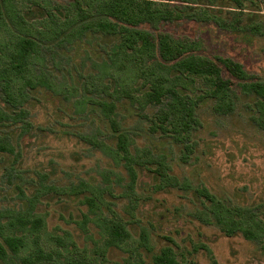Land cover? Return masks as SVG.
Wrapping results in <instances>:
<instances>
[{
    "label": "rangeland",
    "instance_id": "1",
    "mask_svg": "<svg viewBox=\"0 0 264 264\" xmlns=\"http://www.w3.org/2000/svg\"><path fill=\"white\" fill-rule=\"evenodd\" d=\"M79 1L85 8L91 0ZM77 2L8 0L2 8L0 65L17 37L38 46L23 72L31 85L20 105L0 91V112L9 117L0 121V244L5 237L24 241L17 254L3 246L0 264H29L38 248L44 257L33 264H154L162 250L176 264H264L259 98L237 86L229 92L232 110L216 112L203 78L159 56H115L119 35L83 30L101 18L92 12L84 26L71 24ZM156 5L180 19L140 29L188 42L189 55L231 59L243 67L245 83L264 85V0ZM159 74L194 103L189 131L162 117L169 98L146 102ZM115 227L127 237L120 240Z\"/></svg>",
    "mask_w": 264,
    "mask_h": 264
},
{
    "label": "trees",
    "instance_id": "2",
    "mask_svg": "<svg viewBox=\"0 0 264 264\" xmlns=\"http://www.w3.org/2000/svg\"><path fill=\"white\" fill-rule=\"evenodd\" d=\"M7 1L0 0V24L3 26H5V17L2 8L6 6ZM156 1L91 0L86 1L85 8H83L80 4L81 1L78 0L75 21H72L71 24L80 23L84 26L85 21L83 19L87 15L91 16L90 12H92L101 18L97 21H88V25H85L83 30L119 35L120 44L113 53L115 56L120 55V53L127 54V50L134 51L136 54L142 56H148L150 59L159 56L163 63L168 64L169 68L184 72L188 76L203 78L212 88L210 94L216 100L214 108L220 114H225L232 110L229 92L239 86L245 89L246 93H251L259 98L258 110L264 115V85L259 86L245 83L247 78L246 73L239 63L231 59H219V63H216L191 54L189 55L188 53L192 50V45H189L188 42H176L169 35L159 33L154 36L150 32L140 29V26L142 27L145 24L154 26L161 22L169 23L170 21L180 19V13H174L169 8L162 11L156 5ZM14 46V52L9 60L2 59V64L0 65V91L3 93L6 101L13 106L16 104L20 105L19 101L24 96L23 88L31 85V79L24 77L23 72L27 67V62L36 53L35 50L38 44L31 40L17 37ZM157 69L161 71L159 67ZM223 70L226 71L228 77L224 78ZM160 75L151 80L153 88L145 95L146 102L158 104L162 103L163 98H169L168 111L163 112L162 117L165 120L172 118L174 120L172 125L174 128H179L181 132L189 131L196 123L194 103L174 88L165 86L164 81L159 78ZM15 80H21V85L16 87ZM15 87L17 90H15ZM111 108H113L112 105H105V113H111ZM8 118L6 114L0 112L1 122L7 121ZM110 127L112 131H118L115 122L112 120H110ZM117 140L118 145H121L122 148L125 144L122 135H117ZM2 150H5V148L0 145V151ZM203 196L205 200H212L208 196ZM221 218L220 216V221H222ZM33 223V225L38 227V220L33 221ZM112 230L113 234L120 237V240L127 237L126 231L119 227L112 228ZM3 241V245L0 244V258L7 256V251L3 246L12 254H17L24 247V241L20 237H5ZM43 257L44 254L38 248L34 253V258L31 256L26 263L33 264L34 259ZM154 264H176V262L171 252L162 250L159 255L154 257Z\"/></svg>",
    "mask_w": 264,
    "mask_h": 264
}]
</instances>
